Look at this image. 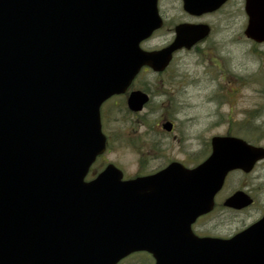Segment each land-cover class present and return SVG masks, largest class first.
I'll return each mask as SVG.
<instances>
[{"label": "water", "instance_id": "1", "mask_svg": "<svg viewBox=\"0 0 264 264\" xmlns=\"http://www.w3.org/2000/svg\"><path fill=\"white\" fill-rule=\"evenodd\" d=\"M199 17L227 0H181ZM158 0H0V264H116L147 251L154 264H264V217L230 239L191 225L214 206L229 172L249 173L264 148L214 136L194 168L172 162L124 181L108 164L100 108L142 68L163 72L173 54L205 39V24L175 26L166 47L141 43L163 26ZM244 36L264 43V0H245ZM129 108L147 101L132 93ZM171 123L163 129L171 131ZM237 192L225 206L252 204Z\"/></svg>", "mask_w": 264, "mask_h": 264}, {"label": "rangeland", "instance_id": "2", "mask_svg": "<svg viewBox=\"0 0 264 264\" xmlns=\"http://www.w3.org/2000/svg\"><path fill=\"white\" fill-rule=\"evenodd\" d=\"M158 8L164 26L141 45L142 49L163 47L181 23H207L210 39L196 52L176 54L165 74L137 78L132 90H143L150 100L140 115L127 112L123 96L102 108L103 130L110 139L103 161L127 175L157 172L169 160L193 168L209 155L213 136L230 134L254 142L259 117L264 127V44L252 46L245 40L243 4L226 5L203 18L187 15L180 0H160ZM219 61L223 74L212 63ZM113 102L119 108L112 107ZM255 113L259 115L256 120ZM167 117L175 124L169 135L161 133V123ZM262 132L264 128L260 146H264ZM261 164L249 177L233 175L231 183L247 185L254 192L256 176L264 180V162ZM259 200L241 214L216 211L208 223L213 224L214 234L231 235L252 223L264 204L263 198Z\"/></svg>", "mask_w": 264, "mask_h": 264}, {"label": "flooded vegetation", "instance_id": "3", "mask_svg": "<svg viewBox=\"0 0 264 264\" xmlns=\"http://www.w3.org/2000/svg\"><path fill=\"white\" fill-rule=\"evenodd\" d=\"M159 1L158 0V4H159ZM181 4H182V1L180 0ZM243 4L244 6V3H245V0H227L226 3L221 7L223 8L224 6L226 5H230V4H233V5H239V4ZM215 13V12H214ZM214 13H210V14H205V15H202L198 18H203V17H207V16H211L212 14ZM197 24H206L208 25L207 23H197ZM164 26V25H163ZM209 26V25H208ZM210 27V26H209ZM211 29V28H210ZM210 33H211V30H210ZM155 34H153L154 36ZM152 36V37H153ZM174 38V30H173V34H172V37L171 39L166 43V45H164L163 47L167 46L169 43H171V41L173 40ZM210 39V34L203 40L199 41L195 46H193L191 49L187 50V49H181L177 52L174 53L173 55V58L176 54L178 53H188L189 51H198L200 50V47L203 45V44H206V42ZM246 41L250 42L251 44L253 42L247 40L245 38ZM215 43V42H214ZM217 43H215L216 45ZM261 44H255L253 43L252 46H260ZM162 48V47H161ZM160 49V48H158ZM154 50V49H153ZM172 58V60H173ZM218 59V58H217ZM172 62V61H171ZM220 62V61H219ZM213 65L223 74L224 72V69L221 68V62L219 64H215L214 62H212ZM171 65V63H170ZM170 65L161 73H154L151 69L147 68V67H144L141 72L139 73V75L136 77V79L132 82V84L130 85V87L128 88L127 92L123 95H119V96H114L112 97L111 99H109L108 101H106L102 107H101V110L102 108L104 107V105L108 104L110 101H114L117 97H121L123 96L124 98V103H125V108L127 110L128 113L130 114H134V115H140L139 113L141 111H143L144 108H146L148 106V103L150 102L149 100V97L148 95H146L143 90H132V87L134 86V82L137 80V78L141 75V74H149V73H152L154 75H163L165 74L166 72L169 71V67ZM132 93H141L143 95H145L147 97V101L146 103L143 105L142 109L140 111H133L131 110L129 107V104H130V98H131V94ZM112 107H117L119 108L118 104L116 102H113V106ZM256 114V113H255ZM259 116V115H258ZM257 114L255 115V120H256V117H258ZM257 120L261 121V117H259ZM256 120V122H257ZM101 122H102V131L103 133L105 134V137H106V145H107V149H106V152L97 157L95 162L92 164V166L90 167L89 169V172L88 174L85 176L84 178V182H90L92 181L93 179L96 178V176L98 175V173L103 170L105 168V166L107 165L106 163H104L103 161V157L104 155L107 153L108 151V148L110 147V139L109 137L106 135L105 133V129L103 130V117H102V111H101ZM165 123H171L172 125V128H171V131L167 132L163 129V125ZM259 126H255V129L258 131L259 130V134L257 132L256 135H257V139L261 138L260 136V130L262 129V126H261V122L258 123ZM175 129V124L173 122V120H171V117H167L165 118L164 120V123L162 122L161 123V133L162 134H171ZM211 139V138H210ZM260 142V141H259ZM250 144L252 145H255V146H258L259 144H255V140L254 142H249ZM157 147L159 148V146L157 145ZM211 148V145H210V142H209V149ZM210 154V153H209ZM172 162H176V161H173V160H169L166 165L164 167H166L168 164L172 163ZM264 162V161H260L259 163H256L255 166L253 167V169L249 172V173H245L241 170H234V171H231L225 178L224 180V183H223V186L222 188L219 190V192L215 195L214 197V206L212 208V210L207 213L206 215H203L201 217H199L192 225H191V232L193 233L194 236L198 237V238H217V239H223V240H226V239H230L231 237H233L234 235H236L237 233H240L244 230H246L248 227H250L251 225H253L255 222L259 221L260 219H262L264 217V204L262 205V207H260L258 209V214H257V217L256 219L246 225V226H243L242 228H240L238 231H236L235 233L231 234V235H223V234H214L213 232V228H211L213 226V224H208L209 222L211 223L212 222V217H213V214L216 212V211H220V212H223V213H227V214H241L243 212H246L248 209L254 207V205L257 203V202H260L259 198H263L264 199V180L262 179L261 176H256V179L254 181V188L256 186V189L254 192H252L250 189H249V186L247 185H244V186H240V185H236L234 182L231 183V178L233 175L235 174H239L240 176L246 178V177H249L251 176V174L256 170V168L258 167L259 168V165ZM182 164V163H181ZM184 165V164H183ZM262 165V164H261ZM116 166V165H115ZM117 167V166H116ZM163 167V168H164ZM119 168V167H118ZM120 169V168H119ZM162 169V168H161ZM121 170V169H120ZM160 170V169H159ZM122 171V170H121ZM156 171L154 172H150V173H143V174H136V175H127V174H124L123 172V177L122 179L124 181H128V180H133V179H136V178H141V177H146V176H149V175H152L153 173H155ZM252 187V186H251ZM244 192L245 194H247L252 200H253V203L252 205L246 207V208H243V209H240V210H236V209H233V208H229L227 206H225V201L227 199H229L232 195H234L235 193L237 192ZM116 264H154V259L152 258L151 254H149V252L147 251H137V252H131L130 254H128L126 257H124L123 259H121L118 263Z\"/></svg>", "mask_w": 264, "mask_h": 264}, {"label": "trees", "instance_id": "4", "mask_svg": "<svg viewBox=\"0 0 264 264\" xmlns=\"http://www.w3.org/2000/svg\"><path fill=\"white\" fill-rule=\"evenodd\" d=\"M261 82H264V77H263V78L261 77ZM251 117H253V116H251ZM263 128H264V127H262V129H263ZM262 138H264V132H262ZM251 141H253V140H251ZM259 141H261V138L256 139V140H255V144L260 143Z\"/></svg>", "mask_w": 264, "mask_h": 264}, {"label": "clouds", "instance_id": "5", "mask_svg": "<svg viewBox=\"0 0 264 264\" xmlns=\"http://www.w3.org/2000/svg\"><path fill=\"white\" fill-rule=\"evenodd\" d=\"M260 121L259 120H257V123H259Z\"/></svg>", "mask_w": 264, "mask_h": 264}]
</instances>
